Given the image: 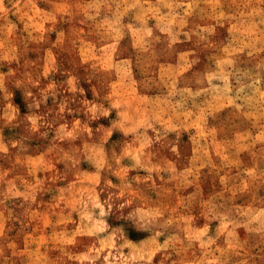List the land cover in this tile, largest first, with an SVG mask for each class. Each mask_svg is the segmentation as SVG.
I'll return each instance as SVG.
<instances>
[{"label": "rangeland", "instance_id": "374dc122", "mask_svg": "<svg viewBox=\"0 0 264 264\" xmlns=\"http://www.w3.org/2000/svg\"><path fill=\"white\" fill-rule=\"evenodd\" d=\"M0 264H264V0H0Z\"/></svg>", "mask_w": 264, "mask_h": 264}]
</instances>
